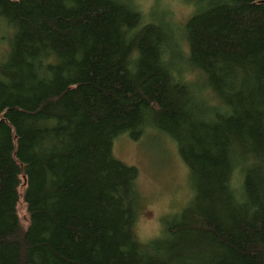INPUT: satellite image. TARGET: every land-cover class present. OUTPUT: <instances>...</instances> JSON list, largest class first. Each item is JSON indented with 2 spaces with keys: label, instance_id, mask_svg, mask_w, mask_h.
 Segmentation results:
<instances>
[{
  "label": "trees",
  "instance_id": "trees-1",
  "mask_svg": "<svg viewBox=\"0 0 264 264\" xmlns=\"http://www.w3.org/2000/svg\"><path fill=\"white\" fill-rule=\"evenodd\" d=\"M13 1L18 19L24 23L23 30H17L14 36H26L28 46L39 50L46 74L0 66V77L5 83H0V264H31V236L40 212L48 232L61 233L60 241L66 244L64 255L57 240L43 245L53 264H84V237L88 239L87 248L98 245L99 235L90 231L84 218L78 219L72 214L74 209L80 212L81 207L73 205L71 197H61L54 211L46 208L45 198L65 190L67 173L70 180L80 175L84 181L82 137L79 138L81 155L75 162L70 151L54 155L52 159L58 163L53 168L47 161H38L41 172L50 167L56 176L58 183L53 184V188L34 192L29 186L23 191L19 188L26 174L19 151L34 143L33 119L59 118L70 98L73 128H98L121 121L134 130L147 121L176 143L183 165L194 178L190 201L179 214L166 215L161 220L164 240L157 245L152 241L136 242L142 256L140 264H264V142H257L252 154L256 165L251 178L258 190L255 207L247 205L236 209L224 185L232 174L233 156L249 152L246 129L232 121L234 109L229 108V114L215 129L218 140L224 145L220 163L206 164L204 158L211 129L188 113L192 104H210L218 111L226 107L229 95L206 68L200 45H208L209 53L213 46L215 55H220L231 49L230 42L225 40L221 46H216L217 42H212L204 25L195 26L188 20L184 26L189 53L185 70L190 79L184 83L171 82L163 88L160 66L150 57L144 38L147 28L128 39L131 29L122 6L112 5L110 0ZM224 10L230 16L224 28L243 17L264 19V0H229ZM41 29L48 31L61 45L68 46L65 56L47 50L39 40ZM154 33V42L160 44V32L155 30ZM237 37L243 43H238L242 51L248 52V45L258 44L256 38ZM216 38L215 41L224 39L223 36ZM256 74L264 85V64ZM86 85L93 90L89 103L82 94ZM240 91L243 110L256 129L259 123L251 100L252 91L245 80H241ZM9 99L11 104L3 105ZM20 198L30 219L34 218V224L31 221L25 229L16 208ZM37 204L41 207L39 211ZM67 214L72 222V233L61 231Z\"/></svg>",
  "mask_w": 264,
  "mask_h": 264
},
{
  "label": "rangeland",
  "instance_id": "rangeland-1",
  "mask_svg": "<svg viewBox=\"0 0 264 264\" xmlns=\"http://www.w3.org/2000/svg\"><path fill=\"white\" fill-rule=\"evenodd\" d=\"M228 1L110 0L112 5L122 6L127 13L131 29L128 39L147 28L144 38L150 57L160 66V85L163 88L171 82L184 83L190 79L185 70L189 53L184 26L188 20H192L195 26L204 25L212 42H217L216 46H221L225 40L230 42L231 49L220 55H215L213 46L209 53L208 45H200L206 68L229 95L225 101L226 107L218 111L210 104H192L188 107V113L211 129L207 137L206 164L220 163L224 145L218 140L215 129L221 119L229 114V108L234 109L235 118L232 121L245 127L249 152L244 156H233L232 174L224 185L233 207L240 209L247 205L255 207L258 196L251 172L256 165L252 155L255 146L257 142H264V85L256 74L264 64V19L243 17L224 28L230 20L224 10V4ZM17 16L13 0H0V66L46 74L39 50L28 46L26 36H14L24 26ZM155 30L161 34L160 44L154 42ZM248 33L251 35L245 37ZM217 36L224 39L215 41ZM237 36L256 38L258 44L255 47L248 45L249 53L242 51L238 43H243ZM39 40L48 51L61 57L68 50V46L55 41L45 29L39 32ZM241 80H245L252 91L251 100L259 123L256 129L243 110ZM0 83L5 84L1 77ZM92 91L89 86H84L82 94L87 103ZM6 104H11L10 99L3 105ZM71 108L70 98L61 109L59 118L33 119L34 143L19 151V158L26 169V174L21 178L20 191L27 186L33 192L35 189L46 191L53 188V184L58 183L56 176H53L50 167L41 172L38 161H47L53 168L58 163L52 159L53 156L70 151L75 162L83 146L84 181L80 175L70 180L67 173L64 177L65 190L62 194L52 193L45 198L46 208L50 212L56 210L61 197H71L73 205L81 207L80 212L74 209L72 214L78 219L84 218L90 231L99 235L98 245L92 248H87L88 239L84 237V264H140L142 256L136 249V242L152 241L157 245L164 240L161 220L166 215L179 214L190 201L194 178L183 165L176 143L147 121L141 122L134 130L121 121L105 123L98 128L83 126L76 129L72 126L73 121H70ZM80 137L84 139L82 146ZM16 208L24 229L31 221L34 224V218L30 219L21 198ZM39 209L41 207L38 206ZM65 217L61 231L72 233L69 214ZM41 218L40 212L33 226L31 264H53L43 245L47 241L57 240L64 255L67 252L66 244L60 241L61 233L52 235L48 232Z\"/></svg>",
  "mask_w": 264,
  "mask_h": 264
}]
</instances>
